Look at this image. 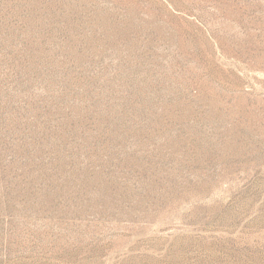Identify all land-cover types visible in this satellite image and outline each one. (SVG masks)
<instances>
[{
  "label": "rangeland",
  "instance_id": "374dc122",
  "mask_svg": "<svg viewBox=\"0 0 264 264\" xmlns=\"http://www.w3.org/2000/svg\"><path fill=\"white\" fill-rule=\"evenodd\" d=\"M0 264H264V0H0Z\"/></svg>",
  "mask_w": 264,
  "mask_h": 264
}]
</instances>
